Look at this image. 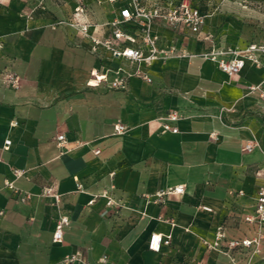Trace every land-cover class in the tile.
Instances as JSON below:
<instances>
[{"label": "crops", "instance_id": "crops-1", "mask_svg": "<svg viewBox=\"0 0 264 264\" xmlns=\"http://www.w3.org/2000/svg\"><path fill=\"white\" fill-rule=\"evenodd\" d=\"M78 1L88 14L76 20L95 25L121 5ZM78 1L45 0L42 11L33 2L0 0V264H61L75 253L88 264H264V240L257 252L234 251L233 262L212 247L219 227L222 246L254 235L242 218L264 186V102L248 93L263 83V70L244 59L238 74L227 76L204 56L213 37L228 32L223 9L206 18L200 37L155 23L160 46L191 56L147 66L99 46L93 51L70 27L52 29L56 19L72 16ZM89 31L108 36L95 26ZM137 68L151 82L132 76L122 91L87 85L92 70L111 81ZM7 72L19 77V89L1 81ZM169 112L179 115L178 133L161 130ZM116 123L124 134H114ZM60 134L62 147L55 142ZM15 170L23 176L14 179ZM8 179L31 198L20 202L5 188ZM177 185L184 186L182 195L156 198ZM44 187L60 202L43 197ZM62 216L69 224L54 243ZM152 234L169 243L150 251Z\"/></svg>", "mask_w": 264, "mask_h": 264}, {"label": "built area", "instance_id": "built-area-1", "mask_svg": "<svg viewBox=\"0 0 264 264\" xmlns=\"http://www.w3.org/2000/svg\"><path fill=\"white\" fill-rule=\"evenodd\" d=\"M24 2L36 3L35 10H45V0H22ZM78 1V0H77ZM99 4L103 0L97 1ZM109 3L120 2V9L117 14L109 21L103 24L95 25L91 21H79L76 18L86 16L88 14L87 8L78 1L73 9V14L68 19H56L51 28L55 29L60 26H67L74 29L83 38L89 39L93 45V51L96 47H102L113 58H122L131 63H143L147 66L151 65L156 60H166L172 57H190L185 50L177 49L175 46L162 47L158 44L159 37L152 32L155 23H162L168 29L177 31H188L191 35L200 37L201 29L205 24L206 15L196 7L191 5V0H107ZM34 10L30 11L29 16L33 15ZM93 24V25H92ZM101 28L108 33L107 37L97 36V34L90 33L89 29ZM204 40L208 37L204 36ZM208 56V55H204ZM211 60L217 62L219 69L227 76L238 74L244 64V59H248L254 63L252 56L237 59L234 58L229 61L209 57ZM137 77L146 82H151L150 77L136 69L131 73L122 74L111 81L107 80L106 73L92 70L90 79L87 85L94 87L101 83H106L107 88L111 90H126L127 82L130 77ZM1 81L12 89H19L20 81L17 75L7 72L2 75ZM257 87H251L254 90ZM161 130L163 133H178L177 127L173 124L179 120L177 112H169L162 117ZM114 134H124L126 127L120 123L113 126ZM57 146L62 147L65 142L63 134L55 137ZM10 141L6 140L4 149L8 150ZM250 151L251 146H246ZM94 154H99V151H94ZM14 179L23 176V171L15 170L12 172ZM14 179L5 181V188L13 195L17 196L19 201L27 202L31 197L29 194L21 193L15 186ZM184 193V186L177 185L168 187L156 194L157 199H161L166 195H182ZM41 195L46 198L53 199L56 203L60 202V195L54 192L52 187H44ZM243 195V193H240ZM111 202H109L110 204ZM1 214V213H0ZM243 222L254 227V235L251 238L232 239L228 240L225 246H222V241L226 238L224 227H219L216 232V240L212 247L217 249L223 255H226L233 262L232 253L239 249H246L253 247L254 252L260 248L264 240V186L259 187L255 193V204L251 214L245 215L242 218ZM69 224L67 216L59 218L54 233L53 242L60 243L63 237V230ZM169 237H162L160 234H152L148 241V249L153 252H158L162 244H168ZM105 257L101 259L103 261ZM80 262L81 264H88L79 253L65 256L61 264H74Z\"/></svg>", "mask_w": 264, "mask_h": 264}, {"label": "rangeland", "instance_id": "rangeland-1", "mask_svg": "<svg viewBox=\"0 0 264 264\" xmlns=\"http://www.w3.org/2000/svg\"><path fill=\"white\" fill-rule=\"evenodd\" d=\"M191 5L199 8L206 18L217 9H223V22L230 21L228 32L224 36L213 37V41L216 38V48L213 45L209 49V57L229 61L252 56L254 64L264 74V0H191ZM206 37L208 40L205 41L212 39L209 34ZM248 93L255 101L264 102V81L254 90L248 89ZM223 112H229V116L237 120L242 116L235 111Z\"/></svg>", "mask_w": 264, "mask_h": 264}]
</instances>
